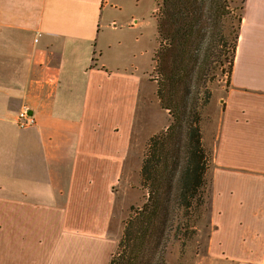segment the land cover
Masks as SVG:
<instances>
[{"label":"crops","instance_id":"crops-1","mask_svg":"<svg viewBox=\"0 0 264 264\" xmlns=\"http://www.w3.org/2000/svg\"><path fill=\"white\" fill-rule=\"evenodd\" d=\"M107 1L0 0V264H110L117 248L116 187L147 99L122 43L100 42ZM221 102L202 264H264V0H246Z\"/></svg>","mask_w":264,"mask_h":264},{"label":"trees","instance_id":"trees-1","mask_svg":"<svg viewBox=\"0 0 264 264\" xmlns=\"http://www.w3.org/2000/svg\"><path fill=\"white\" fill-rule=\"evenodd\" d=\"M245 3L159 0L153 71L170 123L149 140L141 166L148 198L132 208L110 264H147L161 247L160 263H165L170 249L185 250L198 238L204 217L210 219L213 150L205 147L201 127L211 100L207 85L219 71L230 82Z\"/></svg>","mask_w":264,"mask_h":264},{"label":"rangeland","instance_id":"rangeland-1","mask_svg":"<svg viewBox=\"0 0 264 264\" xmlns=\"http://www.w3.org/2000/svg\"><path fill=\"white\" fill-rule=\"evenodd\" d=\"M107 3L103 8L104 14L98 26L100 27V42L103 38H108L114 39L116 43H122L120 47L115 44L116 54L119 53L126 60L129 68L136 67L139 76L144 81L142 89L147 99L143 106L142 119L139 121V126L133 137L128 170L121 183L116 187L117 198L110 224V233L117 239V248L112 255L114 258L118 256L120 241L124 236L125 225L132 208H141L148 198L147 190L141 182V166L149 140L167 129L170 123V114L161 108L157 95V82L160 77L153 71V56L158 47L157 9L159 0H108ZM108 55L114 56V53ZM213 80L211 84L207 85L211 93V100L203 112L201 124L204 144L209 150H213L218 117L222 109L221 100L224 99L229 87L228 76L220 71ZM196 94L198 95V91ZM208 220L210 221L206 215L198 227L200 231L198 238L190 243L185 250L179 247L170 249L169 257L165 256V263H160L161 247L158 254L156 253V257L153 260L149 257L146 263H205L207 236L211 233ZM182 253H184V257H182Z\"/></svg>","mask_w":264,"mask_h":264},{"label":"built area","instance_id":"built-area-1","mask_svg":"<svg viewBox=\"0 0 264 264\" xmlns=\"http://www.w3.org/2000/svg\"><path fill=\"white\" fill-rule=\"evenodd\" d=\"M17 127L21 130H28L35 126V119L30 115L27 108H22L16 119Z\"/></svg>","mask_w":264,"mask_h":264}]
</instances>
